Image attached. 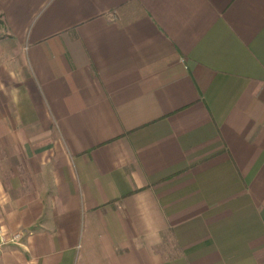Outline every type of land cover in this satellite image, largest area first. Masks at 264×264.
<instances>
[{"label": "crops", "instance_id": "obj_1", "mask_svg": "<svg viewBox=\"0 0 264 264\" xmlns=\"http://www.w3.org/2000/svg\"><path fill=\"white\" fill-rule=\"evenodd\" d=\"M0 264H264V0H0Z\"/></svg>", "mask_w": 264, "mask_h": 264}, {"label": "built area", "instance_id": "obj_2", "mask_svg": "<svg viewBox=\"0 0 264 264\" xmlns=\"http://www.w3.org/2000/svg\"><path fill=\"white\" fill-rule=\"evenodd\" d=\"M19 237H20V233L18 232L12 234L11 236H6L2 230V226L0 223V245L7 242L16 243Z\"/></svg>", "mask_w": 264, "mask_h": 264}]
</instances>
